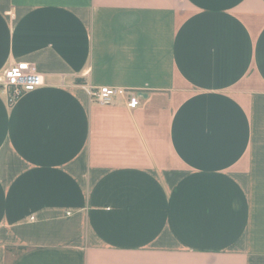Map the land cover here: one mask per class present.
Here are the masks:
<instances>
[{
    "label": "crops",
    "instance_id": "0c3cea01",
    "mask_svg": "<svg viewBox=\"0 0 264 264\" xmlns=\"http://www.w3.org/2000/svg\"><path fill=\"white\" fill-rule=\"evenodd\" d=\"M15 61L0 264H264V0H0Z\"/></svg>",
    "mask_w": 264,
    "mask_h": 264
},
{
    "label": "built area",
    "instance_id": "2783aa9c",
    "mask_svg": "<svg viewBox=\"0 0 264 264\" xmlns=\"http://www.w3.org/2000/svg\"><path fill=\"white\" fill-rule=\"evenodd\" d=\"M0 84L7 91L10 103H13L22 94L33 91L44 84V77L35 71L27 61L12 62L4 71ZM128 93V105L137 108L140 105L142 93L136 90L126 91ZM119 89L110 86L89 89L91 99L101 104L114 102Z\"/></svg>",
    "mask_w": 264,
    "mask_h": 264
}]
</instances>
